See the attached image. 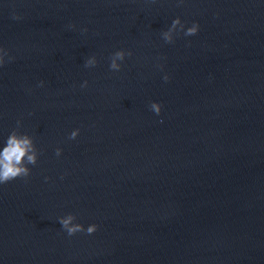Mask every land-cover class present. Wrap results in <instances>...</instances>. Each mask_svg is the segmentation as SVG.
<instances>
[{
  "label": "water",
  "instance_id": "1",
  "mask_svg": "<svg viewBox=\"0 0 264 264\" xmlns=\"http://www.w3.org/2000/svg\"><path fill=\"white\" fill-rule=\"evenodd\" d=\"M0 45V139L43 150L0 185V264H264V0H0Z\"/></svg>",
  "mask_w": 264,
  "mask_h": 264
},
{
  "label": "clouds",
  "instance_id": "2",
  "mask_svg": "<svg viewBox=\"0 0 264 264\" xmlns=\"http://www.w3.org/2000/svg\"><path fill=\"white\" fill-rule=\"evenodd\" d=\"M14 19H20L21 17L13 13ZM71 28H75V24L69 25ZM80 31L86 33L87 27H83ZM200 31V24L198 21H193L190 25L183 21L180 16H176L170 26L161 32V37L166 43H172L175 41L177 35L183 33L185 36H192ZM133 53L131 49L119 48L113 51L109 56V68L114 71H119L123 68V61L126 57L131 56ZM15 57L10 55V49L0 45V66L5 63L14 60ZM100 63L96 54H91L86 57L84 66L87 68L95 67ZM159 67L163 68V64H159ZM163 79L165 81L170 79L168 73H164ZM45 84L44 80L39 81V86ZM88 81L84 80L81 87H86ZM150 109L159 115L163 110V105L159 101H152ZM23 127L22 119L16 121V127H14L9 134L0 139V185L6 184L17 178H28L32 174L33 167L38 164L41 152L35 142V138L27 131H21ZM81 129L79 127L74 128L69 134L68 138L71 140L76 139L80 135ZM64 149L62 147L55 148V154L60 157ZM44 179L50 180L51 177L45 176ZM62 228L69 236L76 234L77 232H87L88 234L95 233L99 227L97 223H90L85 226L83 223L77 221L75 213L69 212L66 215L58 217Z\"/></svg>",
  "mask_w": 264,
  "mask_h": 264
}]
</instances>
